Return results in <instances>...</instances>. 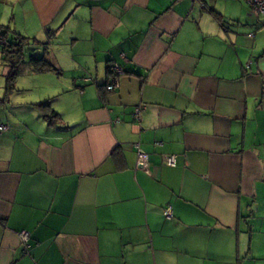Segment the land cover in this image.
<instances>
[{
	"label": "crops",
	"instance_id": "obj_1",
	"mask_svg": "<svg viewBox=\"0 0 264 264\" xmlns=\"http://www.w3.org/2000/svg\"><path fill=\"white\" fill-rule=\"evenodd\" d=\"M0 29V264H264V15L0 0Z\"/></svg>",
	"mask_w": 264,
	"mask_h": 264
},
{
	"label": "built area",
	"instance_id": "obj_2",
	"mask_svg": "<svg viewBox=\"0 0 264 264\" xmlns=\"http://www.w3.org/2000/svg\"><path fill=\"white\" fill-rule=\"evenodd\" d=\"M250 8V13L254 17L258 18L262 15H264V0H245ZM253 33L248 34V37H253ZM9 47V41L5 39L3 33L0 31V53L2 56L6 55V49ZM122 73V68L117 64H111L110 65V82L106 84L105 89L106 90H113L117 86V81L119 75ZM139 114V108L136 107L134 110V118L135 120L138 119ZM5 125L0 126V130H6ZM147 160L148 157L145 153H142L140 151L137 152V164L146 167L147 166ZM165 164L168 166H172L175 164V156L174 155H168L165 158ZM163 215L170 219L172 218V210L170 206H166L163 210ZM18 236L20 239V242L23 246V251L25 253H28V247H29V232L26 230H21L18 232ZM31 264H37L35 261H33Z\"/></svg>",
	"mask_w": 264,
	"mask_h": 264
},
{
	"label": "trees",
	"instance_id": "obj_3",
	"mask_svg": "<svg viewBox=\"0 0 264 264\" xmlns=\"http://www.w3.org/2000/svg\"><path fill=\"white\" fill-rule=\"evenodd\" d=\"M0 31L3 33L5 39H7V37H6V31L3 30V29H0ZM12 52L18 54L20 52V50L18 48H16V44L14 45L13 42H9V47L6 49V55L7 54L8 55L11 54ZM30 61H31V64L34 66V68L36 70L42 71V70L51 69V66L48 63H46L41 58H32ZM108 70H109V75H110V66H109ZM39 106L40 107H44V108H47L48 107L46 103L45 104H40ZM45 117L47 119L51 120L53 118H56L57 117V114L53 110H49V111L46 112Z\"/></svg>",
	"mask_w": 264,
	"mask_h": 264
}]
</instances>
